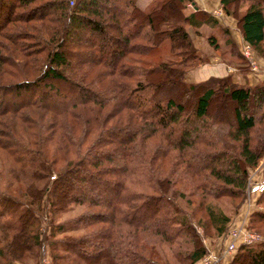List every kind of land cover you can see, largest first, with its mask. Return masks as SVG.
I'll use <instances>...</instances> for the list:
<instances>
[{"label": "trees", "instance_id": "1", "mask_svg": "<svg viewBox=\"0 0 264 264\" xmlns=\"http://www.w3.org/2000/svg\"><path fill=\"white\" fill-rule=\"evenodd\" d=\"M69 1L0 0V264L36 260L46 245L50 264H168L161 245L193 264L205 253L199 220L172 194L185 191L226 232L216 201L242 199L262 157L264 81L186 83L202 61L188 26L218 29L237 51L226 26L199 8L184 14L182 0ZM218 1L230 16L246 2L235 27L264 59V0ZM216 95L233 121L210 112ZM256 194L264 203V188ZM74 207V218L55 219ZM254 220L264 226V212L249 214L258 232ZM233 252L226 264H264L263 240Z\"/></svg>", "mask_w": 264, "mask_h": 264}, {"label": "rangeland", "instance_id": "2", "mask_svg": "<svg viewBox=\"0 0 264 264\" xmlns=\"http://www.w3.org/2000/svg\"><path fill=\"white\" fill-rule=\"evenodd\" d=\"M192 1V0H191ZM190 1V2H191ZM218 1V0H217ZM219 3V1H218ZM182 4L184 7L188 4V0H182ZM222 15L227 16L233 22H235L234 17H237L240 14L246 2H238L232 3L229 7L230 15L225 14L222 5L219 3ZM19 8L16 10L18 12ZM219 13V12H218ZM186 31L189 35V38L192 41L193 46L196 49V54L199 59L202 58V61L197 63L192 68L188 69L184 74V81L186 83H205L209 86L212 85L211 81H208L213 78H222L228 77L229 80L239 86H254L262 81H264V59L252 48L248 52L249 58H246L243 55V40L239 35V38H235L233 40L236 47V54L234 52H229L228 47L224 44L223 38L220 35V31L212 26L200 25L197 29H194L190 26L186 28ZM214 36L218 47L213 49L209 43L207 42V36ZM1 40V39H0ZM207 50L208 52L202 51ZM208 53V54H206ZM152 61L153 58L148 57ZM225 58V59H224ZM204 60V61H203ZM216 64L219 65L220 68L217 70H211L212 66ZM0 72H2L0 68ZM210 112L222 113L227 120L233 121L232 115V103L227 99H223L221 96L216 95L211 103H210ZM214 131L217 135L222 136L227 131V125L225 123H220L214 126ZM261 135V134H260ZM262 136V135H261ZM60 164L57 166L59 167ZM57 167V168H58ZM52 176H49L51 180ZM264 179V148L262 151V157L256 167L250 169L249 177L247 178V185L245 194L242 199L238 197H222L216 201V204L219 205L221 211L229 218V223L227 230L224 234L218 235L215 230L205 221L204 212L200 208H196L195 204L193 205L194 199L187 195L184 191L182 193L175 192L172 194L174 197L175 203L178 207L188 214H192V218L194 220H199L198 226L194 221H192L193 226L196 228L197 235H195L200 243L205 248V255L208 253H213L217 255V261L214 264H226L227 261L231 258L234 252L229 254H222V249L224 246V239L226 238V233L229 228L234 226H245L247 224L249 214L253 210H259L264 212V203H256L257 194L256 193H248L247 186L248 182L251 184L253 181H259ZM172 192V191H171ZM190 202V205H188ZM82 208L74 207L73 210L67 212H61L55 218L58 222L69 220L70 218H74L78 215ZM54 219V220H55ZM254 229H258V232L253 231L246 227L247 230L257 233L262 240L264 241V226L261 222L255 221L252 223ZM258 227V228H257ZM81 232L77 231L75 233H71L72 238L76 239L80 236ZM58 238V237H57ZM180 242V249L184 250V248L189 247L188 242L182 241ZM49 247L44 248L43 254H39L37 257L36 264H50L51 258L49 256ZM158 250L159 261L167 262L168 264H177L176 258H173V248L167 247L165 245H161ZM199 258L193 264H201V259ZM36 260H25L21 264H33ZM11 264H20L17 262H13Z\"/></svg>", "mask_w": 264, "mask_h": 264}, {"label": "built area", "instance_id": "3", "mask_svg": "<svg viewBox=\"0 0 264 264\" xmlns=\"http://www.w3.org/2000/svg\"><path fill=\"white\" fill-rule=\"evenodd\" d=\"M73 0L69 1V4H72ZM250 45L245 43L243 44V55L246 58H249L248 52L250 51ZM264 188V179L259 181H253L251 184L248 182L247 190L248 193H258ZM262 238L254 232H251L246 229L245 226H234L229 228L226 233V238L224 239V246L222 249V254H229L234 251V249L239 244H251L254 242L261 241ZM201 259V264H214L217 261V255L213 253L204 254Z\"/></svg>", "mask_w": 264, "mask_h": 264}, {"label": "crops", "instance_id": "4", "mask_svg": "<svg viewBox=\"0 0 264 264\" xmlns=\"http://www.w3.org/2000/svg\"><path fill=\"white\" fill-rule=\"evenodd\" d=\"M151 0H135V4L137 7L143 9L147 7ZM184 1V0H183ZM188 0V4L186 7L183 6V13L188 14L195 10L196 8L202 9L203 11L211 14L220 25L226 26L228 28L229 35L234 40L235 38H239V33L236 30L235 22H233L230 18L221 14L220 5L217 0ZM221 10V9H220ZM219 12V13H218ZM244 42V41H243ZM208 52L207 50H202ZM208 54V53H206ZM219 67L218 64L212 66L211 70H217Z\"/></svg>", "mask_w": 264, "mask_h": 264}]
</instances>
